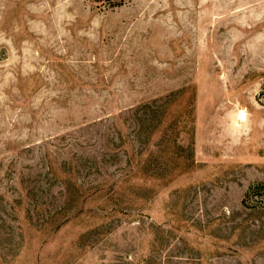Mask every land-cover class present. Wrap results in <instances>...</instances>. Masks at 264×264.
Instances as JSON below:
<instances>
[{
    "label": "rangeland",
    "instance_id": "1",
    "mask_svg": "<svg viewBox=\"0 0 264 264\" xmlns=\"http://www.w3.org/2000/svg\"><path fill=\"white\" fill-rule=\"evenodd\" d=\"M0 264H264V0H0Z\"/></svg>",
    "mask_w": 264,
    "mask_h": 264
}]
</instances>
